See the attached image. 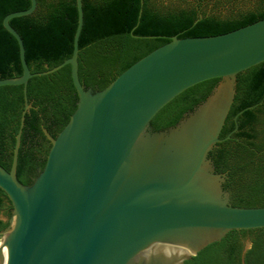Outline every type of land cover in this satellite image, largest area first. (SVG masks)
<instances>
[{"label": "water", "instance_id": "1", "mask_svg": "<svg viewBox=\"0 0 264 264\" xmlns=\"http://www.w3.org/2000/svg\"><path fill=\"white\" fill-rule=\"evenodd\" d=\"M29 1V8L2 19L17 43L22 73L0 79V86L22 85L25 105L10 168L0 166V190L12 205L0 232V264L2 248L6 264H184L231 230L264 228V206H232L222 186L226 175L208 158L230 137L219 133L236 75L264 62V18L216 35H174L94 91L78 78L82 1L75 0L70 57L38 73L30 72L23 41L9 24L34 12L36 0ZM65 65L76 108L54 138L42 130L50 142L44 166L22 185L16 164L23 115L31 107L25 86ZM215 78L212 92L177 124L153 130L150 121L163 106ZM154 248L176 254L154 257Z\"/></svg>", "mask_w": 264, "mask_h": 264}, {"label": "trees", "instance_id": "2", "mask_svg": "<svg viewBox=\"0 0 264 264\" xmlns=\"http://www.w3.org/2000/svg\"><path fill=\"white\" fill-rule=\"evenodd\" d=\"M83 25L78 39V78L85 88L103 89L123 70L165 44L170 37L225 33L264 18V0H81ZM29 0H0V79L22 73L15 39L3 28V17L29 8ZM199 18V20H197ZM197 20V21H196ZM9 24L20 35L31 73L52 68L72 52L76 27L75 0H36L27 16ZM219 78L181 92L151 119L154 130L174 126L203 102ZM23 86H0V166L9 170L15 136L24 111ZM30 109L23 115L16 178L29 185L42 170L51 136L67 123L76 108L70 66L27 81ZM253 106L252 109L241 110ZM236 125V126H235ZM236 131L231 133L233 129ZM230 137L209 151L223 189L236 207L264 206V62L236 75L235 93L219 138ZM12 205L0 190V232L8 226ZM246 243L248 247L245 249ZM184 264H264V228L231 230Z\"/></svg>", "mask_w": 264, "mask_h": 264}, {"label": "bare ground", "instance_id": "3", "mask_svg": "<svg viewBox=\"0 0 264 264\" xmlns=\"http://www.w3.org/2000/svg\"><path fill=\"white\" fill-rule=\"evenodd\" d=\"M207 130L209 131V129H207ZM185 133H186V130H185ZM151 253L154 257H157L161 254V255H163L164 258H169L171 255L176 254L174 252L169 251L167 248H154L151 251ZM1 257H2V264H6V258H7L6 248H2Z\"/></svg>", "mask_w": 264, "mask_h": 264}, {"label": "flooded vegetation", "instance_id": "4", "mask_svg": "<svg viewBox=\"0 0 264 264\" xmlns=\"http://www.w3.org/2000/svg\"><path fill=\"white\" fill-rule=\"evenodd\" d=\"M153 128V127H152ZM154 130V129H153ZM49 141V140H48ZM229 193V192H228ZM229 196H230V193H229ZM0 219L2 220V221H5L6 220V218L0 213Z\"/></svg>", "mask_w": 264, "mask_h": 264}, {"label": "rangeland", "instance_id": "5", "mask_svg": "<svg viewBox=\"0 0 264 264\" xmlns=\"http://www.w3.org/2000/svg\"><path fill=\"white\" fill-rule=\"evenodd\" d=\"M206 1H208V0H206Z\"/></svg>", "mask_w": 264, "mask_h": 264}]
</instances>
